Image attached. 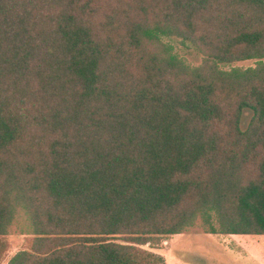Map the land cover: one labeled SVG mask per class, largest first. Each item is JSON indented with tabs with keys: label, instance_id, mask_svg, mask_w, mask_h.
Returning a JSON list of instances; mask_svg holds the SVG:
<instances>
[{
	"label": "trees",
	"instance_id": "obj_1",
	"mask_svg": "<svg viewBox=\"0 0 264 264\" xmlns=\"http://www.w3.org/2000/svg\"><path fill=\"white\" fill-rule=\"evenodd\" d=\"M21 218L6 264L264 235V0H0V236Z\"/></svg>",
	"mask_w": 264,
	"mask_h": 264
},
{
	"label": "rangeland",
	"instance_id": "obj_2",
	"mask_svg": "<svg viewBox=\"0 0 264 264\" xmlns=\"http://www.w3.org/2000/svg\"><path fill=\"white\" fill-rule=\"evenodd\" d=\"M175 51L196 65L201 61V54L191 46H183L173 41ZM254 60L235 64L240 67L254 66ZM228 68V67H225ZM252 117V112L245 109L241 115L240 126L245 129ZM31 235L27 233L23 219L17 220L11 232L0 236V264L7 261L19 250L29 247ZM167 241L169 244L167 245ZM220 241L233 243L228 246ZM250 242V244L248 243ZM143 248L161 254L173 264H264V235H231L221 237L219 234H207L197 220L194 227L182 234L163 241L158 248Z\"/></svg>",
	"mask_w": 264,
	"mask_h": 264
},
{
	"label": "crops",
	"instance_id": "obj_3",
	"mask_svg": "<svg viewBox=\"0 0 264 264\" xmlns=\"http://www.w3.org/2000/svg\"><path fill=\"white\" fill-rule=\"evenodd\" d=\"M207 234H209V233H207ZM179 235V234H178ZM219 235H221V234H219ZM226 237V236H231V235H221V237ZM242 236V235H241ZM255 236H258V235H255ZM221 243H223V244H225V245H228V246H231V245H233L234 244V242L231 244H229V243H227V242H224V241H220ZM248 243L250 244V242L248 241ZM169 244V241H167V245ZM164 257V256H163ZM164 259H165V264H173L172 263V260L170 261V262H168V259H166L165 257H164Z\"/></svg>",
	"mask_w": 264,
	"mask_h": 264
}]
</instances>
